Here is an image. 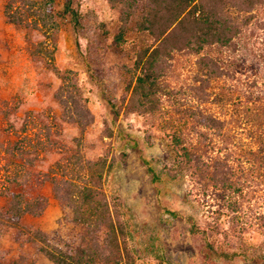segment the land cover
<instances>
[{
  "label": "trees",
  "instance_id": "1",
  "mask_svg": "<svg viewBox=\"0 0 264 264\" xmlns=\"http://www.w3.org/2000/svg\"><path fill=\"white\" fill-rule=\"evenodd\" d=\"M108 1L119 15L112 46L121 51L127 39H134L131 50L126 51L131 64L123 67L122 97L116 102L104 95L110 112L115 117L122 111L136 113L163 130L170 129L167 135L175 147L176 166L193 167L208 176V189L221 200L238 245L226 250L220 244L222 230L216 220L208 229V247L214 255L263 261L264 0ZM3 13L20 28L48 32L68 23L74 32L83 29L74 0H5ZM179 56L194 59L191 82L185 87L191 103L187 114L176 106L169 109L176 105L173 97L183 91L167 81ZM65 83L56 96L66 122L87 125L90 113L86 104ZM173 112L180 115L182 125L174 124ZM8 126L12 136L0 141V236L9 227L26 231L38 252L54 264L130 262L129 218L120 197L108 195L102 187L105 164H83L76 150L64 148L65 164L57 160L45 170L37 169L34 161L43 159L38 152L48 154L50 146L38 142L41 145L31 151L34 144L27 125L22 138ZM192 135L197 141L193 142ZM49 137L48 131V144ZM201 140L206 149L198 145ZM144 162L152 180H160L162 172ZM45 187L60 204L62 219L76 228L68 238L57 229L31 230L22 224L24 217L43 213L48 202L42 193ZM36 189L39 192L33 193ZM251 230L260 232L258 243L250 244L243 237ZM0 264L22 262L0 258Z\"/></svg>",
  "mask_w": 264,
  "mask_h": 264
},
{
  "label": "rangeland",
  "instance_id": "2",
  "mask_svg": "<svg viewBox=\"0 0 264 264\" xmlns=\"http://www.w3.org/2000/svg\"><path fill=\"white\" fill-rule=\"evenodd\" d=\"M4 1L0 0V141L12 136L8 124L21 138L27 125L34 144L31 151L40 143L51 148L48 154L38 152V158L43 159L34 161L37 169L45 170L57 160L65 164L64 148L76 150L83 164H105L102 187L108 195L120 197L129 218L126 241L131 259L126 264H263L264 260L242 256L232 260L217 257L209 249L208 229L216 220L222 230L218 240L226 250L238 247L237 238L228 228L221 200L208 189V176L193 167L184 170L176 166L175 147L167 135L170 129L163 130L136 113L122 111L115 117L110 112L105 96L116 102L122 97L123 67L131 64L126 51L131 50L134 39H127L121 51L112 46L119 15L109 1L74 0L82 15L83 29L78 32L68 23L48 32L15 26L3 13ZM193 60L179 56L175 62L167 81L183 91L173 97L176 105L169 106L170 110L176 106L189 113L185 112L191 105L185 87L191 82ZM63 81L75 89L80 103L86 104L90 113L87 125L66 122L56 96ZM204 106L208 109V103ZM172 116L174 124L182 125L180 115L173 112ZM191 138L197 141L195 136ZM199 142L201 149H206L203 141ZM207 156L205 153L204 159ZM144 160L162 172L160 180H152ZM42 193L48 197L43 213L24 217L22 224L31 230L57 229L67 238L76 233V228L62 219V208L49 188H43ZM217 211L224 214L219 216ZM259 233L251 230L243 237L254 244L260 241ZM0 258L18 259L22 264H54L38 252L26 231L10 227L0 236Z\"/></svg>",
  "mask_w": 264,
  "mask_h": 264
}]
</instances>
